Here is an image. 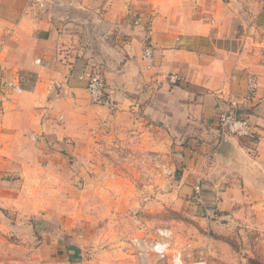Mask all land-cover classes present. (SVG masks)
Wrapping results in <instances>:
<instances>
[{
  "label": "crops",
  "instance_id": "1",
  "mask_svg": "<svg viewBox=\"0 0 264 264\" xmlns=\"http://www.w3.org/2000/svg\"><path fill=\"white\" fill-rule=\"evenodd\" d=\"M255 3L0 0V225L16 230L31 208L39 213L65 159L102 143L158 152L180 166L183 190L200 184L201 197H218L224 210L264 208V65L241 39L250 18L263 15ZM91 65L114 110L90 102L83 74ZM253 71L258 89L246 108L254 135L221 136L216 115L240 100Z\"/></svg>",
  "mask_w": 264,
  "mask_h": 264
},
{
  "label": "rangeland",
  "instance_id": "2",
  "mask_svg": "<svg viewBox=\"0 0 264 264\" xmlns=\"http://www.w3.org/2000/svg\"><path fill=\"white\" fill-rule=\"evenodd\" d=\"M254 5L264 10V0ZM261 13L241 39L264 65ZM253 72L245 75L257 78ZM215 127L221 136L254 135L222 134L216 119ZM154 153L102 143L65 159L59 184L48 180L50 204L31 208L16 230L0 225V264H172L177 253L183 264H264V208L224 210L218 197L208 203L200 184L199 193L196 185L183 190L180 166ZM155 241L166 244L163 254L150 250Z\"/></svg>",
  "mask_w": 264,
  "mask_h": 264
},
{
  "label": "built area",
  "instance_id": "3",
  "mask_svg": "<svg viewBox=\"0 0 264 264\" xmlns=\"http://www.w3.org/2000/svg\"><path fill=\"white\" fill-rule=\"evenodd\" d=\"M137 23V21H135ZM144 57L148 60L152 57V51L149 46L144 48ZM83 79L85 81V89L87 91L89 100L93 104L105 106L110 110H114L115 101L112 99L111 94L107 90L104 74L99 66L91 65L84 71ZM179 78L176 75L170 76V81L174 84L177 83ZM246 88L239 101L229 99L226 108L219 110L216 117V124L221 130L222 134L233 135L236 137H246L252 135V124L249 121V115L241 112L246 108L254 99L258 82L256 76L248 73L245 75ZM13 90L19 92L18 85L11 82L5 83ZM241 110V111H240ZM195 192L199 193L200 187L196 185L194 187ZM166 249L165 243L155 241L150 250L154 254H163ZM172 264H183L181 255L177 253L172 259Z\"/></svg>",
  "mask_w": 264,
  "mask_h": 264
},
{
  "label": "water",
  "instance_id": "4",
  "mask_svg": "<svg viewBox=\"0 0 264 264\" xmlns=\"http://www.w3.org/2000/svg\"><path fill=\"white\" fill-rule=\"evenodd\" d=\"M229 144L230 143L227 140L222 141L220 149H219V153L224 154V151L229 147Z\"/></svg>",
  "mask_w": 264,
  "mask_h": 264
},
{
  "label": "trees",
  "instance_id": "5",
  "mask_svg": "<svg viewBox=\"0 0 264 264\" xmlns=\"http://www.w3.org/2000/svg\"><path fill=\"white\" fill-rule=\"evenodd\" d=\"M241 111V110H240ZM241 112H244L245 114H250V112H251V109H247V108H244V109H242V111Z\"/></svg>",
  "mask_w": 264,
  "mask_h": 264
}]
</instances>
